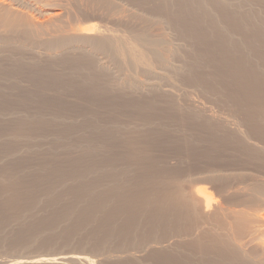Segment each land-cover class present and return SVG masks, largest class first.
Listing matches in <instances>:
<instances>
[{
  "label": "bare ground",
  "instance_id": "1",
  "mask_svg": "<svg viewBox=\"0 0 264 264\" xmlns=\"http://www.w3.org/2000/svg\"><path fill=\"white\" fill-rule=\"evenodd\" d=\"M24 72L41 76L45 94L83 90L99 98L95 141L84 150L71 140L86 130L72 133L75 122L58 115L40 117L42 127L66 128L67 145L52 135L60 146L50 152L11 148L0 167L29 154L56 159L66 149L81 151L80 166L92 157L99 165L79 173L49 159L41 167L54 172L21 175L10 195L6 174L0 248L11 247V225L18 246L58 229L72 243L71 233L93 225V250L112 251L99 254L101 264H264V0H0V107L38 102L14 94L31 88ZM68 96L44 103L67 106ZM59 200L65 209L40 221L35 211ZM61 253L0 264H97L92 253Z\"/></svg>",
  "mask_w": 264,
  "mask_h": 264
},
{
  "label": "rangeland",
  "instance_id": "2",
  "mask_svg": "<svg viewBox=\"0 0 264 264\" xmlns=\"http://www.w3.org/2000/svg\"><path fill=\"white\" fill-rule=\"evenodd\" d=\"M24 73H26V72H24ZM25 74H23L21 77H24V78H21V80H23V79H25L26 78V80H27V82L29 83L27 86H30L31 88H29V87H27V89H24V92L26 91L27 93H24V92H22V89L21 90H19L18 92H20L19 94H18V92H15L14 94H17V95H15V96H17V97H20V95H23L24 94V96H25V99H27V100H32L33 99V101H35V102H37V103H27V104H25V105H21L20 103H18V105H13L14 103V101H12V102H10V104H12V105H9V106H6V107H0V116H2V118H8V117H10V116H12V115H26L27 116V118L26 119H21V120H11V121H0V145L3 143V142H5V143H3V145H1L0 146V159H1V155L2 154H6V153H8V154H10V152L11 151H9L11 148L12 149H22V148H27V146L30 148V146H31V148H30V150L32 149V151H34V150H37L38 149V151L39 150H41V149H43V151H47L49 148V151H47V152H50L51 151V147L52 146H56V147H59L60 145H62V146H66L67 144H66V138H65V133L67 132V131H65L66 130V128H64L63 126H58V127H56V126H54V128H53V126L51 127V125H50V123H52L53 121H51L50 123H49V121L47 122V121H44V122H47V124H49V125H45V126H40V125H42L43 124V122L41 121V120H38V118H40V117H43L44 119H49L50 117H53V115L56 117V115H58V116H61V118H63L64 120H67L69 123H73V122H75L74 124H73V127H71L70 128V130L72 131V133H74L75 132V130H76V132L77 131H79V132H81V133H83L84 131H82L83 129L84 130H86L85 132H86V134H87V136L90 138V139H88V137L86 136L85 138L83 137V136H81V135H79L78 136V138L80 139H78L77 138V140H75V139H72L71 141H77V142H83V148H84V150H85V146H87L88 144L87 143H89V145L91 146V145H93L94 144V138H95V134H94V129H92V128H94V127H92L93 125H95L96 123V120L95 119H99V111H97V109H99V102L101 101V100H99V98H97V97H93L92 95H90V94H87V92H85L84 93V91L83 90H78V92H76V91H74V92H72L71 93V90H65L64 92L63 91H61V92H63V93H65V92H67L68 94H69V96L71 97H69L68 96V99L66 100V101H70L69 103H67V104H69V105H67V106H60V104H56V106L54 107V105H50V104H45L46 102H50V100L49 99H51V101H59V100H61V98H64V97H66L68 94L67 93H65V94H67L66 96L64 95V94H60V91H59V93L58 92H55V95H54V93H52L51 94V92L49 93V95H48V92H47V94H45L46 93V91H47V88H48V86H47V84H45V83H43L44 82V80H40V79H42V78H40L39 76H30V75H28V73H26V75L24 76ZM28 76H30V77H28ZM29 79H28V78ZM34 80V81H36L38 84H36L35 82H33L32 80ZM25 80V81H26ZM29 80V81H28ZM31 81V82H30ZM31 84H32V86L33 87H35L34 85H38V90H35L37 87H35L34 89H33V87L31 86ZM44 84V85H43ZM43 85V87H42V89H41V86ZM47 87V88H45L44 89V87ZM40 87V88H39ZM29 89V91H27ZM33 89V90H32ZM44 89V90H43ZM35 90V91H34ZM46 90V91H45ZM32 91V92H31ZM34 91V92H33ZM40 91V92H39ZM73 91V90H72ZM45 92V93H44ZM81 92V93H80ZM40 93V94H39ZM56 93H58V94H56ZM79 93V94H78ZM83 94V95H82ZM86 94H87V96H86ZM35 95V96H34ZM51 95V97H49ZM54 95V96H53ZM58 95V96H57ZM28 96V97H27ZM56 96V97H55ZM63 96V97H62ZM93 98H92V97ZM58 97V98H57ZM72 97H73V99H72ZM84 97V98H83ZM11 98H13V96L11 97ZM39 98V99H38ZM54 98V99H53ZM56 98V99H55ZM70 98V99H69ZM53 99V100H52ZM78 99V100H77ZM82 99V100H81ZM91 100V101H89V100ZM97 99V100H96ZM26 100V101H27ZM46 100V101H45ZM78 101V102H77ZM42 102V103H41ZM45 102V103H44ZM72 102H73V104L74 103H76V104H78L77 106H76V104H74V106L72 105ZM86 102V103H85ZM91 102V103H90ZM98 102V103H97ZM44 103V104H43ZM88 103V104H87ZM98 105H97V104ZM20 104V105H19ZM70 104H71V106H70ZM80 104V105H79ZM84 105V106H83ZM58 106V107H57ZM68 106H70V107H68ZM73 106V107H72ZM57 107V108H56ZM64 107V108H63ZM56 108V109H55ZM62 108H63V110H62ZM66 108V109H65ZM101 111H103V110H101ZM103 114H104V118L107 120V119H109L110 117H111V112H107V111H103ZM57 116V117H58ZM28 117H30V119H32L33 117H34V119L32 120V121H28ZM79 121V122H78ZM87 121V122H86ZM22 122V123H21ZM24 122V123H23ZM34 122V123H33ZM30 123V124H29ZM55 123V122H54ZM17 124V125H16ZM91 124V125H90ZM82 125V126H81ZM40 126V127H39ZM47 126V127H46ZM12 128H14V129H12ZM76 128V129H75ZM74 131H73V130ZM89 129V130H88ZM51 130V131H50ZM25 131V132H24ZM48 131V132H47ZM50 131V132H49ZM71 131H68V132H71ZM91 131H93V132H91ZM15 132V133H14ZM21 132H23V133H21ZM45 132V133H44ZM47 132V133H46ZM11 133V134H10ZM44 133V134H43ZM14 134L15 135H18V136H16L15 138H13L14 137ZM25 134V135H24ZM41 134V135H40ZM22 135H24V137H27L26 139H28L29 137V139H31L32 141H29L30 142V144H29V142L27 143L26 141H22V140H24L23 139V137H22ZM46 135H51V136H46ZM52 135H59V141H56V142H58L59 144H57L56 142H54V143H52L53 141L52 140H49L48 138L49 137H51L52 139H54L55 140V138L52 136ZM20 136V137H19ZM94 136V137H93ZM4 137V138H3ZM7 137V138H6ZM75 137H77V136H75ZM74 137V138H75ZM5 139V140H3V139ZM8 138H9V140H8ZM12 140H11V139ZM18 138V139H17ZM1 139L3 140L2 141V143H1ZM15 139V141H13ZM8 140V141H7ZM79 140V141H78ZM82 140H84V141H82ZM89 140V141H88ZM17 141V142H16ZM20 141V142H19ZM49 141H50V143H49ZM52 141V142H51ZM73 141V142H74ZM85 141H87V142H85ZM21 142H22V144H21ZM7 143V144H6ZM28 145H27V144ZM24 144H26L25 146H24ZM14 145V146H13ZM24 147H23V146ZM51 145V146H50ZM57 145H59V146H57ZM78 145V144H77ZM19 146V147H18ZM22 148H21V147ZM33 147H35V148H33ZM40 148V149H39ZM9 149V150H8ZM9 151V152H7V151ZM63 150H65V148H58L57 149V151H59L60 153H61V151H63ZM2 151H6V153H4V152H2ZM44 153V152H43ZM81 153V151H78V150H76V149H66V152L65 153H63V154H59V155H56L57 157H56V159L55 158H52V155L51 156H48L49 154H47V153H45V157H41V158H36V156H34L33 154H29L28 156H26V158H24V160H21V159H23V158H21V159H17V160H11L10 162H7V164L6 163H4V164H2V165H4V167H0V180L2 179V181H0V187H2L3 189H4V185H3V181L5 180V175L7 174V176H10V174H11V178L10 177H8V179H7V176H6V180L5 181H7V182H9V180L11 179V181L12 182H10V185L13 183V182H15V180L16 179H18L19 177H21V181L20 180H18L17 182H19V183H13L12 185H13V188H12V186H9V183H7V182H4L5 183V189H4V193L6 194V193H8L7 191L9 190V195H10V193L12 192H14L16 189H17V187H22V184L20 185V182H22L23 181V179H28L31 175H32V173H33V178H36V177H38L39 176V178H41L42 176H44L45 175V173H46V167L45 168H43L44 167V163H49L50 161H49V159L51 160V162H57V164L58 163H62L63 165H65L66 166V168H67V166H69V164L71 165V166H73L74 167V169H72V172L73 171H76L77 170V172H79L80 173V170L81 171H85L86 170V168H87V170L85 171V172H89V171H92V170H95L94 169V167H98V161H96L97 159H96V157H92L91 159L93 160H89L88 159V161H87V165L85 166H80V163H79V154ZM32 155V156H31ZM3 156V155H2ZM34 156V157H33ZM42 156H44V155H42ZM68 156H70V157H68ZM78 156V157H77ZM51 157V158H50ZM74 157V159H72ZM3 158V157H2ZM68 158V159H67ZM37 159H40V160H38L37 161ZM42 159H44V160H42ZM70 159V160H69ZM76 159V160H75ZM48 160V161H47ZM55 160V161H54ZM58 160V161H57ZM75 160V161H74ZM95 160V161H94ZM15 161V162H14ZM22 161H25L26 163H24V164H22L21 166L23 167V165L26 167H24L23 169H21V170H23V171H20V168H22V167H20L19 165H20V162H22ZM45 161V162H44ZM71 161V162H70ZM73 161V162H72ZM78 161V162H77ZM90 161V162H89ZM39 162V163H38ZM12 163V164H11ZM43 163V164H42ZM76 165V163H77V165L75 166L74 164ZM94 164L93 165V167H92V164ZM6 164V165H5ZM40 164H42V165H40ZM97 164V165H96ZM10 165V166H9ZM40 165V166H39ZM8 166V167H7ZM36 167V169L38 168V170H36L34 167ZM41 167V166H43V167H41V168H39V167ZM16 167V168H15ZM19 167V168H18ZM28 167H29V169L30 170H28ZM80 167V168H79ZM85 167V168H84ZM19 170H18V169ZM65 168V167H64ZM63 169L62 168V170H60V172H64L65 170L66 171H70L71 169L70 168H68V169ZM78 168H79V170H78ZM93 168V169H92ZM14 169H16V170H14ZM24 169H26V171H24ZM41 169V170H40ZM32 170V171H31ZM43 170V171H42ZM50 170H52V169H49L48 170V167H47V172L48 173H46L47 175L51 172L52 173V171H50ZM16 171H19L20 173L21 172H23V174L21 173H19V172H16ZM65 171V172H66ZM10 172V173H9ZM11 172H13V173H11ZM16 172V173H15ZM24 172H26L27 173V175L24 173ZM30 172V173H29ZM54 172V171H53ZM3 173V174H2ZM8 173H9V175H8ZM18 173V175L19 176H16V174ZM4 175L3 176V178H1L2 177V175ZM28 174H30L29 175V177H28ZM95 173H93V175H94ZM16 177H15V176ZM21 175H24L23 176V179H22V176ZM31 176V177H32ZM41 176V177H40ZM94 176H95V178H94ZM93 177L91 176V181L93 180V178H94V182H95V179H96V175H94ZM16 178L15 180H13L14 178ZM18 177V178H17ZM25 177V178H24ZM27 177V178H26ZM30 177V178H31ZM10 178V179H9ZM4 179V180H3ZM20 179V178H19ZM92 181V184L94 183ZM27 183L29 184V181L28 182H26V185H27ZM16 184H18V185H16ZM3 185V186H2ZM24 185L25 184H23V187H24ZM25 185V186H26ZM11 187V188H9V187ZM6 187H7V189L8 190H6ZM15 188V189H14ZM10 189H13V190H10ZM4 194V195H5ZM7 195V194H6ZM8 195V196H9ZM7 197V196H6ZM60 201V202H59ZM59 201H57V203L55 202V204L53 205L52 203H48L47 202V204L48 205H46L45 204V206L43 207V209H41V208H39V209H41V211L39 210V209H37V211H35V214L36 213H38L39 214V212H40V214L38 215V217H39V220L41 219V220H43V218H45V216L44 215H48V216H46L47 218L48 217H50V215H53V214H55V213H60V212H56L57 210L59 211V209H61V207H62V210H64L65 208H64V201H61V200H59ZM87 201H88V203H87ZM87 201H84L85 203H87L86 205H88V204H90L91 203V200H89V199H87ZM42 202H45L46 203V200H43ZM64 202V203H63ZM58 203H61V205H60V207H58L59 205H58ZM85 203H84V205H85ZM42 204V203H41ZM52 206H51V205ZM44 205V204H43ZM43 205H40V207L41 206H43ZM63 205V206H62ZM81 205H83V204H81ZM83 205V206H84ZM85 205V206H86ZM49 206H51V207H49ZM53 206H55L54 208H53ZM66 207V206H65ZM82 207V206H81ZM80 207V209H82ZM48 208V209H47ZM56 208V209H55ZM58 208V209H57ZM45 209H47V210H45ZM84 209V208H83ZM44 210V211H43ZM53 212L54 211V213H52L51 211ZM62 210H60L61 212H62ZM50 214H49V213ZM35 214H34V217H36L37 216V214H36V216H35ZM42 215H43V217H42ZM38 217H36L35 219L37 220V222L39 221L37 218ZM40 217H42V218H40ZM34 219V220H35ZM46 219V218H45ZM40 220V221H41ZM13 226L14 225H11L10 227H8V230H7V236H8V238H10V239H8L7 238V242H11L10 244H11V247H13V249L10 247V245H9V247H8V245H7V247L8 248H5L4 247V249L3 248H0V262H6V260L7 261H9V260H13V258L15 259V258H19V257H25V256H27V258H30L29 256H31V258H33V257H38V255L39 256H45V255H51L52 254V252H53V254L52 255H56L57 256V254L59 253V252H62L63 254L65 253H74V254H76V255H80V253L81 254H83V255H85L86 254V252H87V256L89 255V256H91V253L93 254V257H96V258H93V259H95V261L97 262V260L99 259L100 260V258L102 259L103 257V254L105 253V255H106V253H111L112 251H110V250H108L107 248V251H106V249L103 251L104 253H101V252H98V251H96L95 250V248H94V250H93V247H94V245H96V241H94V239H92L91 237H92V235H93V233L91 234V232H90V230L92 231V229L95 227H93V225L91 226V229H88L89 227H87V229L85 228V229H83V231H88V232H90V233H88L87 232V234H88V236H87V234L84 232L83 233V235H82V233H81V231L80 232H76L77 233V235L75 236V234H70L71 236H73L72 238H71V236L69 235L68 236V239L70 240V241H73L72 243L71 242H69V241H66V235H64L65 233H63V232H61L62 231V229L60 230V229H58L59 230V232H58V230L56 231V234H59L60 235V238H59V240L56 238L57 236L59 237V235H53V236H56V237H53V236H51V238L50 237H48V239L46 238V240L48 241H46L43 237V239L46 241H44L43 242V240L42 239H40V240H35L34 239V241H37V242H33V240H32V242L33 243H30V244H27V245H25V246H23V245H13V243L15 242V240L14 239H16V237L17 236H15V238L13 237V235L15 234H17L18 233V230H15L14 228L15 227H17L18 225H16L14 228H13ZM9 229H11V230H9ZM14 229V231H15V233L13 234V235H10V232H12V230ZM10 231V232H9ZM64 231V230H63ZM82 231V232H83ZM5 233H3V235H0V236H4V234L6 235V231H4ZM8 232H9V234H8ZM58 232V233H57ZM93 232V231H92ZM81 233V236L79 235ZM12 234V233H11ZM85 234V235H84ZM91 234V235H90ZM18 235V234H17ZM63 235V236H62ZM10 236H12V237H10ZM66 238H65V237ZM80 236V237H79ZM86 236V237H85ZM89 236H91V237H89ZM52 237L54 238V239H52ZM83 237H84V239H83ZM87 237H89L90 238V241L91 242H89V238H87ZM1 238H5V237H0V240H1ZM55 238H56V240H55ZM62 238L65 240L64 241V243H62L63 242V240H62ZM72 240H71V239ZM79 239V240H78ZM87 239H88V242L89 243H91V244H89V243H86V241H87ZM9 240V241H8ZM11 240V241H10ZM14 240V242H12ZM52 240L54 241V242H52ZM39 241V242H38ZM41 241V242H40ZM60 241V242H59ZM52 242V243H51ZM55 242H59V243H55ZM68 242V243H67ZM92 242H94V243H92ZM36 245H35V244ZM44 243V244H43ZM32 244V245H31ZM34 244V245H33ZM42 244H43V246H42ZM76 244V245H75ZM79 246H78V245ZM85 244H87V245H85ZM28 245H30V246H28ZM62 245V246H61ZM92 246V248L90 247V246ZM34 246V247H33ZM46 246V247H45ZM66 246V247H65ZM85 246H88V247H86V248H84ZM18 247H20V248H18ZM27 247H29V249H27ZM55 247V248H54ZM63 247V248H62ZM74 247V248H73ZM82 247V248H81ZM107 247H109V246H107ZM11 248V249H10ZM15 248V249H14ZM25 248V249H24ZM34 248V249H33ZM47 248V249H46ZM65 248V249H64ZM9 249V250H8ZM24 249V250H23ZM40 249V250H39ZM43 249V250H42ZM52 249V251H50ZM54 249V250H53ZM68 249H70V250H68ZM78 249V250H77ZM109 249H110V247H109ZM13 250V251H12ZM20 250H22V251H20ZM29 250V251H28ZM31 250V251H30ZM60 250V251H59ZM81 250V252H79ZM92 250V251H91ZM6 251V252H5ZM14 251H16V252H14ZM46 251V252H45ZM55 251H57V252H55ZM99 251H101V250H99ZM6 254H5V253ZM17 252H19V253H17ZM30 252V253H29ZM50 252V253H49ZM83 252V253H82ZM24 253V254H23ZM55 253V254H54ZM61 253V254H62ZM96 253V254H95ZM9 254V255H8ZM17 254V255H16ZM33 254V255H32ZM38 254V255H37ZM42 254V255H41ZM99 254H101V255H99ZM2 255H4V256H2ZM7 255V256H6ZM15 255V256H14ZM97 255H98V257H97ZM14 256V257H13ZM100 256V257H99ZM4 257H5V259H4ZM92 257V256H91ZM2 258H3V260H2ZM26 258V257H25ZM99 260H98V262H99ZM97 262V264H101V263H98ZM68 264H76V263H68Z\"/></svg>",
  "mask_w": 264,
  "mask_h": 264
}]
</instances>
